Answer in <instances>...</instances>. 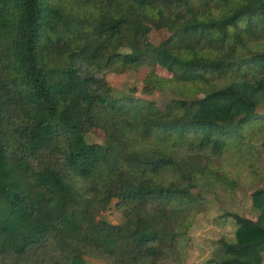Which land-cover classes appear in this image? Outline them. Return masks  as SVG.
<instances>
[{
	"label": "trees",
	"instance_id": "16d2710c",
	"mask_svg": "<svg viewBox=\"0 0 264 264\" xmlns=\"http://www.w3.org/2000/svg\"><path fill=\"white\" fill-rule=\"evenodd\" d=\"M124 71L174 96L120 94ZM263 98L264 0H0V264H181L200 183L238 195L216 158L254 153ZM114 201L118 224L99 218ZM252 201L216 264L264 263V188Z\"/></svg>",
	"mask_w": 264,
	"mask_h": 264
},
{
	"label": "rangeland",
	"instance_id": "374dc122",
	"mask_svg": "<svg viewBox=\"0 0 264 264\" xmlns=\"http://www.w3.org/2000/svg\"><path fill=\"white\" fill-rule=\"evenodd\" d=\"M151 35L154 43H159L167 38L171 31L169 28L157 29L144 26ZM108 80L116 92L130 94L134 87H137L136 95L148 99H155L160 104H166L174 95L168 91H156L152 95L142 94L143 78L135 71L113 72L108 74ZM259 109L264 113V98L260 102ZM89 142L104 144V137L94 133L87 137ZM264 135L254 145V153L250 157L236 156L217 157V161L228 170L234 172L242 182L237 193L232 197L217 198V196L203 182L196 189L202 192L210 201V208L201 212L195 218L194 224L189 232V238L185 242L184 260L181 264H216L223 259L221 245L218 242L221 238H233L236 224L233 218L225 216L227 213H237L251 219H258L260 211L255 208L252 201V192L264 188ZM255 164V173L246 169V163ZM253 167V166H252ZM122 211L117 207L116 201L112 202L109 208L102 212L100 219L108 220L118 224L122 222ZM89 264H109L104 259L86 257ZM264 264V263H263Z\"/></svg>",
	"mask_w": 264,
	"mask_h": 264
}]
</instances>
